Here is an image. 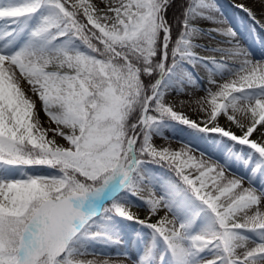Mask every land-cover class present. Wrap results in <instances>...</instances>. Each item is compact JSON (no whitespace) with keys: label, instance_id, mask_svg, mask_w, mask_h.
Instances as JSON below:
<instances>
[{"label":"snow or ice","instance_id":"1","mask_svg":"<svg viewBox=\"0 0 264 264\" xmlns=\"http://www.w3.org/2000/svg\"><path fill=\"white\" fill-rule=\"evenodd\" d=\"M128 225L127 264H264V59L217 0H0V264Z\"/></svg>","mask_w":264,"mask_h":264},{"label":"bare ground","instance_id":"2","mask_svg":"<svg viewBox=\"0 0 264 264\" xmlns=\"http://www.w3.org/2000/svg\"><path fill=\"white\" fill-rule=\"evenodd\" d=\"M220 1L221 0H217V3L222 10L225 20L232 26H234L235 30L238 32L241 45L246 47L250 51L255 60L264 59V33L262 32V30H260V28H258V26L260 27V25H264V20H261L259 12L257 11L256 13L257 20L255 21L257 23L251 22L250 17H248L243 11L235 7V5L237 4L235 3L236 0H224V6H221V3H219ZM237 1L240 3L246 2V0ZM249 25L252 26V29L249 28ZM252 32L258 37V39L262 40L259 41L260 44L258 46H255L253 43H251L252 41L250 42L251 36L254 35L251 34ZM197 95H202V93L198 92ZM102 251H104L103 245H98L96 246V252L98 255L89 257H93L94 259H109V255H104L105 253H103Z\"/></svg>","mask_w":264,"mask_h":264},{"label":"rangeland","instance_id":"3","mask_svg":"<svg viewBox=\"0 0 264 264\" xmlns=\"http://www.w3.org/2000/svg\"><path fill=\"white\" fill-rule=\"evenodd\" d=\"M219 3H221V6L225 5V1L224 0H221ZM235 3L238 4L240 2H238L236 0ZM250 20H251V22H256V21H253L251 18H250ZM249 26H250L249 28L252 29V26L251 25H249ZM258 28H260V30H262V32L264 33L263 26L260 25V27L258 26ZM251 34H254V33L252 32ZM259 41H262V40L258 39V37L255 34L251 36L250 42L253 43L255 46L256 45L258 46L260 44ZM197 74L200 75L201 78H203V76H204L203 72H198ZM186 111H187V114L190 116V118H192L194 120L198 119L197 114L192 109H186ZM40 119H41V121H45V119H46L44 114H43V112L40 113ZM221 123L222 124H226L227 122L222 120ZM233 130L236 131V129H233ZM179 136L183 137V134L180 133ZM58 142L59 143H64V141H62V140H59ZM156 143L158 145H162V146H165V147H169L170 146L173 149H178V147H179V144L177 143V140L168 141V140L156 138ZM27 171H29V172H33L34 171V172H37V173L44 174V173H47V172H49L51 170L47 169V168H43V167H37L35 169H27ZM132 211L136 212L137 215H140V216L144 215L143 211H137L136 208H133ZM130 227L132 228L133 226L130 225V226L126 227L125 234L123 236V241L121 242V244L103 246L104 247V251H102V252L105 253L104 255H109L110 264H127L126 258L122 255L123 253H128L130 256L138 255L139 249L137 248L136 244L134 242H132V243L129 242V235L128 234L131 233V228ZM100 254H102V253H100ZM87 258L88 259H94L93 257H91V258L87 257Z\"/></svg>","mask_w":264,"mask_h":264},{"label":"trees","instance_id":"4","mask_svg":"<svg viewBox=\"0 0 264 264\" xmlns=\"http://www.w3.org/2000/svg\"><path fill=\"white\" fill-rule=\"evenodd\" d=\"M177 2L179 3V0H177ZM175 11V10H174ZM172 15V13L170 12V16Z\"/></svg>","mask_w":264,"mask_h":264}]
</instances>
